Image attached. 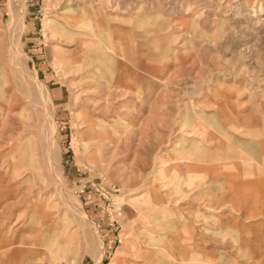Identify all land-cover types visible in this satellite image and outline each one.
Listing matches in <instances>:
<instances>
[{"label": "rangeland", "instance_id": "1", "mask_svg": "<svg viewBox=\"0 0 264 264\" xmlns=\"http://www.w3.org/2000/svg\"><path fill=\"white\" fill-rule=\"evenodd\" d=\"M0 264H264V0H0Z\"/></svg>", "mask_w": 264, "mask_h": 264}]
</instances>
